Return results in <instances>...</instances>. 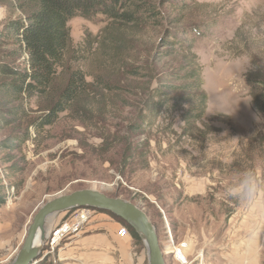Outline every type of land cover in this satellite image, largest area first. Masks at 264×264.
<instances>
[{"label":"rangeland","instance_id":"1","mask_svg":"<svg viewBox=\"0 0 264 264\" xmlns=\"http://www.w3.org/2000/svg\"><path fill=\"white\" fill-rule=\"evenodd\" d=\"M188 1L136 0L130 12L140 17L132 24L111 23L101 16L71 20V48L52 91L31 101L27 121L17 122L0 111V264L14 262L34 216L47 202L80 190L99 191L143 209L159 235L166 264H182L177 251L188 247L172 231L170 213L176 206L190 212L201 206L209 230L216 223L217 232L226 227V216L234 209L264 206V116L253 107L248 82L259 68L264 74V0ZM20 6L15 0H0V33L9 22L25 18L28 10ZM156 11L158 17L152 14ZM194 29L202 36L193 41V54L216 48L217 82L239 79L244 89L232 116L204 113L202 119L186 123L184 115L198 106L194 100L200 92L164 88L189 84L182 79L184 69L194 64L189 63L192 56L176 52L165 40L172 42L174 34ZM25 58L22 50L0 42V63L16 66ZM233 58L243 65L238 78L225 67ZM75 70L92 84L89 91L55 125L39 133L30 129L29 140L20 147L17 135L26 122L45 114ZM155 89L192 103L146 122L145 106ZM4 119L15 123L2 127ZM78 210L52 217L48 236L72 222ZM88 210L105 214L119 230L124 226L105 211ZM73 236L54 249L46 242L32 264H64L61 249L68 250ZM262 250L264 264V246ZM218 251L206 247L196 264L217 261Z\"/></svg>","mask_w":264,"mask_h":264},{"label":"trees","instance_id":"2","mask_svg":"<svg viewBox=\"0 0 264 264\" xmlns=\"http://www.w3.org/2000/svg\"><path fill=\"white\" fill-rule=\"evenodd\" d=\"M21 9H27L25 18L11 21L0 33V42L8 43L26 53L27 58L16 66L0 63V111L9 115L17 122L28 120L27 107L35 98L45 97L54 87L58 74L63 70L65 60L71 48V36L68 24L75 18L90 20L101 16L103 20L111 23L132 24L140 16L130 12L131 6L136 0H15ZM189 2L188 0H185ZM186 8V7H184ZM159 16V12L152 13ZM152 15H149L151 17ZM142 20V18H141ZM202 36L198 29L184 30L174 34L172 42L165 43L174 47L175 51H184L192 56L193 63L190 68H185L183 80L190 81L185 86L166 84L164 88L168 92H175L184 88L186 92H200L194 103L196 108L190 107L184 115L186 123H193L203 118L205 113V93L201 88L200 66L193 54L194 40ZM171 37V36H169ZM262 68L255 73L256 77L248 80L253 89L252 103L254 109L264 116V74ZM254 74V73H253ZM92 86L87 82L86 76L80 70L73 71L64 88L56 94V97L46 107L45 114L39 118L26 122V129L20 135L21 147L29 140L30 129L36 133L44 131L47 127L55 125L60 116L73 110L77 102L89 91ZM166 94L153 90L152 101L145 106V121H157L162 113L169 108L177 110L184 104L192 103L180 101ZM164 97V98H163ZM170 105V106H169ZM14 121L4 119L2 127L14 125ZM3 145L11 147L5 142ZM123 224L130 232L135 244L142 245V240L135 230L124 220L107 212Z\"/></svg>","mask_w":264,"mask_h":264},{"label":"crops","instance_id":"3","mask_svg":"<svg viewBox=\"0 0 264 264\" xmlns=\"http://www.w3.org/2000/svg\"><path fill=\"white\" fill-rule=\"evenodd\" d=\"M190 193L194 192L191 190ZM170 220L174 223L172 231L175 230L177 241L188 244L182 249L186 256L177 251V258L182 263L196 264L198 254L213 246L221 256L210 264H261L264 206L259 203L247 209H234L226 216V227L218 232L216 223L212 231L209 230L201 206H196L192 212L189 208L176 206L170 213ZM71 238L74 239L68 250L61 249L63 258L60 260L64 264H149L146 247L143 245L139 249L132 236H120L118 225L103 213L93 214L88 225Z\"/></svg>","mask_w":264,"mask_h":264},{"label":"water","instance_id":"4","mask_svg":"<svg viewBox=\"0 0 264 264\" xmlns=\"http://www.w3.org/2000/svg\"><path fill=\"white\" fill-rule=\"evenodd\" d=\"M76 209H93L109 212L124 220L139 235L147 249L149 264H166L159 235L147 213L130 201L112 198L95 190H80L47 202L34 216L23 247L12 264H32L43 252L47 223L60 213ZM40 244L37 245V240Z\"/></svg>","mask_w":264,"mask_h":264},{"label":"clouds","instance_id":"5","mask_svg":"<svg viewBox=\"0 0 264 264\" xmlns=\"http://www.w3.org/2000/svg\"><path fill=\"white\" fill-rule=\"evenodd\" d=\"M195 56L201 69V88L206 96L205 115L207 117L211 115H234L239 107L237 101H243L240 97L244 94L239 79H233L226 84L217 82L216 68L219 62L216 48L208 47L196 50ZM242 66L239 58H233L225 65L237 78L241 75ZM248 183L250 184V182Z\"/></svg>","mask_w":264,"mask_h":264},{"label":"built area","instance_id":"6","mask_svg":"<svg viewBox=\"0 0 264 264\" xmlns=\"http://www.w3.org/2000/svg\"><path fill=\"white\" fill-rule=\"evenodd\" d=\"M92 215H93L92 212L88 209L78 210L77 213L74 215V219L72 222H67L61 228L56 229L50 234L47 240V243L50 244L51 248L54 249L56 245L59 242H61L64 238H67L73 234L79 233L84 228V226L90 221ZM169 233L171 234V232ZM119 235L122 237H129L130 232L126 227L122 226L119 230ZM183 245H186V244H183ZM176 257H177V254H176ZM199 258H200V262H202L203 255L201 254ZM185 263H187V261Z\"/></svg>","mask_w":264,"mask_h":264},{"label":"bare ground","instance_id":"7","mask_svg":"<svg viewBox=\"0 0 264 264\" xmlns=\"http://www.w3.org/2000/svg\"><path fill=\"white\" fill-rule=\"evenodd\" d=\"M32 224V223H31ZM28 231V230H27ZM50 232V228H47L46 229V236H48V233ZM40 244V240H39V238H38V240H37V245H39Z\"/></svg>","mask_w":264,"mask_h":264}]
</instances>
